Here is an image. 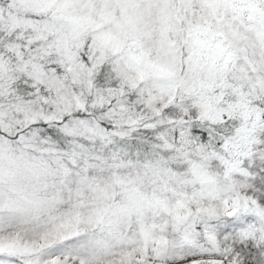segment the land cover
Wrapping results in <instances>:
<instances>
[{
    "label": "snow or ice",
    "instance_id": "6c2138e0",
    "mask_svg": "<svg viewBox=\"0 0 264 264\" xmlns=\"http://www.w3.org/2000/svg\"><path fill=\"white\" fill-rule=\"evenodd\" d=\"M0 264H264V0H0Z\"/></svg>",
    "mask_w": 264,
    "mask_h": 264
}]
</instances>
